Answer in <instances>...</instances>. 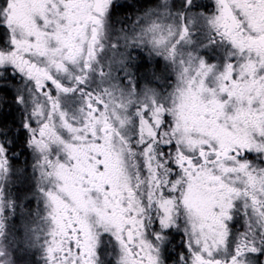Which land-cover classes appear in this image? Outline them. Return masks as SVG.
Masks as SVG:
<instances>
[{
	"label": "snow or ice",
	"instance_id": "1",
	"mask_svg": "<svg viewBox=\"0 0 264 264\" xmlns=\"http://www.w3.org/2000/svg\"><path fill=\"white\" fill-rule=\"evenodd\" d=\"M0 264H264V0H0Z\"/></svg>",
	"mask_w": 264,
	"mask_h": 264
}]
</instances>
